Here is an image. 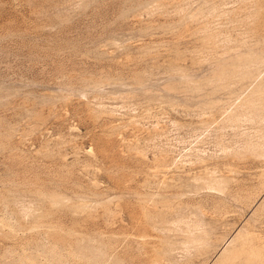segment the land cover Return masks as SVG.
I'll return each instance as SVG.
<instances>
[{
    "label": "rangeland",
    "instance_id": "rangeland-1",
    "mask_svg": "<svg viewBox=\"0 0 264 264\" xmlns=\"http://www.w3.org/2000/svg\"><path fill=\"white\" fill-rule=\"evenodd\" d=\"M263 30L264 0H0V264L264 241Z\"/></svg>",
    "mask_w": 264,
    "mask_h": 264
},
{
    "label": "bare ground",
    "instance_id": "bare-ground-1",
    "mask_svg": "<svg viewBox=\"0 0 264 264\" xmlns=\"http://www.w3.org/2000/svg\"><path fill=\"white\" fill-rule=\"evenodd\" d=\"M260 40L264 43V34L262 35V37L260 38ZM262 45H264V44H261V46ZM259 87H260V85H259ZM250 100H252V98ZM257 100H258V98H257ZM249 104L252 105L253 102H252V104L249 102ZM253 105H252V108H253ZM242 236L243 237H239L235 241L236 243H235V245L233 244L234 245L233 249L227 251V248L225 247V248H222L217 253V255H216L217 258H220V261L218 262L219 264H264V241H262L259 236H257L256 234H254L253 232H250V231L249 232H246L245 235H242ZM228 243H229V241H228ZM213 264H215V263H213Z\"/></svg>",
    "mask_w": 264,
    "mask_h": 264
}]
</instances>
